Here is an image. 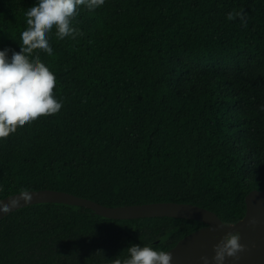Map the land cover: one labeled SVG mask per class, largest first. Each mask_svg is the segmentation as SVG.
<instances>
[{"label": "trees", "instance_id": "obj_1", "mask_svg": "<svg viewBox=\"0 0 264 264\" xmlns=\"http://www.w3.org/2000/svg\"><path fill=\"white\" fill-rule=\"evenodd\" d=\"M36 2L0 0V50H20ZM241 10L246 21L227 19ZM73 26L84 35L53 33V54L40 53L61 111L0 141V199L47 189L241 221L245 197L264 191V0H106ZM204 226L37 204L0 220V264H112L132 245L167 252Z\"/></svg>", "mask_w": 264, "mask_h": 264}, {"label": "clouds", "instance_id": "obj_2", "mask_svg": "<svg viewBox=\"0 0 264 264\" xmlns=\"http://www.w3.org/2000/svg\"><path fill=\"white\" fill-rule=\"evenodd\" d=\"M106 0H37L25 11L26 28L20 34V50H0V141L7 140L19 129L50 116L57 115L62 107L56 98L55 73L42 61L40 53L53 54L50 37L57 40L76 39L84 33L74 27V22L84 8L94 12ZM239 17L246 21L243 10L229 12V21ZM246 26V23H245ZM9 53L11 56L9 57ZM250 225L255 221H250ZM240 233H229L213 247L214 264H225L228 259L239 260L247 251L241 244ZM127 257L116 258L112 264H171L169 252L150 246L132 245L127 248ZM208 262V257H201Z\"/></svg>", "mask_w": 264, "mask_h": 264}, {"label": "water", "instance_id": "obj_3", "mask_svg": "<svg viewBox=\"0 0 264 264\" xmlns=\"http://www.w3.org/2000/svg\"><path fill=\"white\" fill-rule=\"evenodd\" d=\"M48 203L84 207L112 220L167 217L203 223L204 227L167 251L173 257L171 264H205L201 257H208L207 264H214L211 259L214 245L225 235L236 232L240 233V242L247 246V251L240 254L239 260L228 259L225 264H264V191L254 190L245 197L246 214L235 224H226L215 213L191 204L152 203L107 207L66 192L47 189L21 192L0 199V220L16 210ZM250 221H255V224L250 225Z\"/></svg>", "mask_w": 264, "mask_h": 264}]
</instances>
